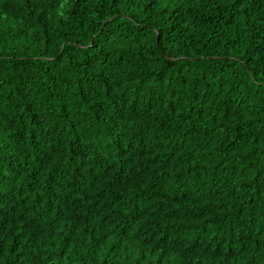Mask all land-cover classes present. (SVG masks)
Returning a JSON list of instances; mask_svg holds the SVG:
<instances>
[{
	"label": "trees",
	"instance_id": "trees-1",
	"mask_svg": "<svg viewBox=\"0 0 264 264\" xmlns=\"http://www.w3.org/2000/svg\"><path fill=\"white\" fill-rule=\"evenodd\" d=\"M0 264H264V0H0Z\"/></svg>",
	"mask_w": 264,
	"mask_h": 264
}]
</instances>
